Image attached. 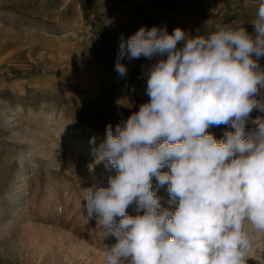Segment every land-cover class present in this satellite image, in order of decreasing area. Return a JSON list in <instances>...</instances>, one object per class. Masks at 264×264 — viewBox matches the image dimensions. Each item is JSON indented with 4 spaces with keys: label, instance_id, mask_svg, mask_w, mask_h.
Listing matches in <instances>:
<instances>
[{
    "label": "clouds",
    "instance_id": "1",
    "mask_svg": "<svg viewBox=\"0 0 264 264\" xmlns=\"http://www.w3.org/2000/svg\"><path fill=\"white\" fill-rule=\"evenodd\" d=\"M251 22L254 35L234 21L207 36L142 26L120 37L121 78L124 58L160 59L147 72L149 102L115 129L107 125L92 150L95 164L116 170L108 187L82 189L86 220L95 216L103 238L117 241L105 246L104 264H247L264 240V118L251 117L264 112L256 99L264 0ZM220 125L234 131L218 140L208 129ZM153 178L178 201L174 211L162 206ZM133 204L142 215L128 214Z\"/></svg>",
    "mask_w": 264,
    "mask_h": 264
},
{
    "label": "rangeland",
    "instance_id": "2",
    "mask_svg": "<svg viewBox=\"0 0 264 264\" xmlns=\"http://www.w3.org/2000/svg\"><path fill=\"white\" fill-rule=\"evenodd\" d=\"M116 2L119 41L122 35L127 39L134 34L146 23L143 19L148 18L167 26L178 20L191 23L207 36L218 24L256 17L259 5V0ZM7 5L8 0H0V212L16 222L14 229L0 231V264H56L57 250L54 255L40 258L44 249L39 245L49 242L48 246L56 248L61 238L77 239L80 246L96 250L92 264H104L105 246L111 247L117 241L114 237L103 238L95 216L86 220L82 189L108 187L109 177L116 175V170L106 168L104 162L95 164L92 150L105 139L107 125L115 129L148 102L147 71L128 73L130 82L125 83L126 78H122L123 82H117L108 94H100L96 86L103 70L112 68V60L94 69L82 43H20V34L3 23ZM249 9L256 12L251 16ZM125 62L129 60L121 61L128 64ZM257 62L264 68V56ZM127 69L132 71V66ZM256 99L264 102V89ZM258 116L264 118V112L253 110L251 117ZM252 128L251 123L246 125V130ZM208 131L219 140L225 131L234 130L230 125H220ZM20 133L22 138H18ZM92 137L95 145L90 144ZM33 143L41 151H35L30 145ZM79 143L85 147H78ZM20 147L29 152L25 160L28 181L23 199L9 208L6 195L18 177ZM163 171H168L167 167ZM152 184L162 206L169 209L163 201L168 195L167 185L159 188L155 178ZM127 212L132 216L143 214L136 211L135 204ZM27 233L33 237V244L29 243ZM261 247V251L253 248L247 264H264V240ZM80 259L74 258L71 264H81Z\"/></svg>",
    "mask_w": 264,
    "mask_h": 264
},
{
    "label": "crops",
    "instance_id": "3",
    "mask_svg": "<svg viewBox=\"0 0 264 264\" xmlns=\"http://www.w3.org/2000/svg\"><path fill=\"white\" fill-rule=\"evenodd\" d=\"M250 15L255 9H249ZM256 12V11H255ZM116 0H8L4 11L6 16L4 24L18 32L21 37L20 43H82L84 53L89 58L90 67L98 68V64L111 61L112 68L103 70L97 88L100 94H108V91L116 87L117 82L122 83L115 71L116 56L120 41L118 40L115 17L118 15ZM154 14V13H153ZM152 14V15H153ZM252 16V15H251ZM255 17L244 18L243 27L254 35L255 29L252 20ZM142 26L152 28H166L171 34L180 27L191 37L201 35L196 25H189L178 20L169 26L160 23V20H144ZM133 22V21H132ZM133 24V23H131ZM139 28V18L137 19ZM134 25L132 30L134 29ZM126 61H128L127 58ZM160 57L151 60L141 57L129 60L124 64L127 68L132 66V71H147ZM128 70V69H127ZM125 83L130 78L124 77ZM150 98H148L149 102ZM147 102V103H148Z\"/></svg>",
    "mask_w": 264,
    "mask_h": 264
},
{
    "label": "bare ground",
    "instance_id": "4",
    "mask_svg": "<svg viewBox=\"0 0 264 264\" xmlns=\"http://www.w3.org/2000/svg\"><path fill=\"white\" fill-rule=\"evenodd\" d=\"M1 109H2V107H1ZM22 133L18 134V138H22L24 136ZM30 145L31 146L33 145L36 148V149H34L35 151L41 149L35 143L30 144ZM79 146H84V143H79L78 147ZM20 148L21 149H20V152H19V155H18V157H20V160H19L20 169L19 170L17 169L18 170V177H17L16 183L10 186V188H9L10 190H9V192L6 195V198H7L6 201H7V204L9 206V208H11L16 202L20 201V199L22 198V194L26 190L25 185H26V183L28 181L27 172H26V168H25V160H26L27 155H28L29 152L27 153L25 151V149H22V147H20ZM32 154H36V153H32ZM112 169H114V168H112ZM163 201L165 202V204L167 203V205H168L167 207H169V210H172V211L175 210V208L177 207V204H178V201H173L169 195L164 196ZM13 222H16L15 219L8 218V217L5 216V214L3 212H0V225H1L0 231L1 232L7 231L10 227H12V229H14L13 228V225H14ZM17 227H15V228H17ZM29 234L27 235V237L29 239V243L33 244V237L30 236ZM58 238L56 240L60 239V238L59 239ZM46 240L49 241L48 239H46ZM43 242H44V240H43ZM48 243L49 242H47V244L46 243L44 244L42 242L40 243V245H39L40 248L44 249V250H41L40 258L41 257H45V255L46 256L49 255V253H52V255H54L55 254L54 252H56V250H57V255L54 256V257L57 256L56 257V264H71L73 262L74 258H78V257L79 258L81 257V259H80L81 264H92V263H94V259L97 256L96 255V250H88L87 246H84V245L80 246L81 243L79 244L77 239L75 240V239L72 238V239H70L68 241H65V240H63L61 238L59 241L56 242V246H55L56 248H54V246H52V245L48 246ZM261 245H262V240L257 242V244L255 245V249H257V251L260 250L262 248ZM87 253H88V255H87L88 257L84 258V256ZM101 256H102V254H101ZM99 259H100V257H99Z\"/></svg>",
    "mask_w": 264,
    "mask_h": 264
}]
</instances>
